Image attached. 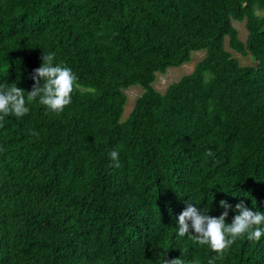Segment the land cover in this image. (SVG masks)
<instances>
[{
  "label": "trees",
  "instance_id": "trees-1",
  "mask_svg": "<svg viewBox=\"0 0 264 264\" xmlns=\"http://www.w3.org/2000/svg\"><path fill=\"white\" fill-rule=\"evenodd\" d=\"M48 52L78 88L59 114L36 101L0 122V264H207L177 235L185 201L218 217L226 200L227 223L241 200L264 212V0H0V85L30 91ZM216 264H264V236Z\"/></svg>",
  "mask_w": 264,
  "mask_h": 264
},
{
  "label": "clouds",
  "instance_id": "clouds-1",
  "mask_svg": "<svg viewBox=\"0 0 264 264\" xmlns=\"http://www.w3.org/2000/svg\"><path fill=\"white\" fill-rule=\"evenodd\" d=\"M41 59V66L31 73L35 83L30 91L14 83L0 85V122L9 115L17 118L27 115L30 110L27 105L36 101L57 114L63 112L72 102V93L78 88L77 75L66 64L56 63L53 52L44 53ZM209 111H212L211 105ZM0 126H3L2 123ZM32 134L38 135L36 132ZM205 155L211 156L212 152L208 150ZM109 156L113 166L119 168V151L114 149ZM185 203L187 207L177 219V235H188L193 244L209 246L217 255L210 258L207 264H216L217 260H222L230 247L241 237L259 241L264 236V212L251 210L243 200L235 205L237 214L231 223L226 222L228 209L232 207L226 200L219 202L225 211L218 217L209 215L208 209L205 211L194 206L191 200ZM162 264H184V261L180 257L164 258ZM191 264H200V261L194 259Z\"/></svg>",
  "mask_w": 264,
  "mask_h": 264
},
{
  "label": "rangeland",
  "instance_id": "rangeland-1",
  "mask_svg": "<svg viewBox=\"0 0 264 264\" xmlns=\"http://www.w3.org/2000/svg\"><path fill=\"white\" fill-rule=\"evenodd\" d=\"M235 27L239 31V36L242 40H245L247 37V30L244 24V21H233ZM226 47L233 52V55H235L242 64H254L255 60L250 55H241L237 53L236 51L232 50L228 44L226 43ZM204 56V51L199 50L192 53V58L190 61L183 63L179 66H172L168 68V70L165 73H157L156 79L153 83L154 87L163 92L165 91L166 87L173 81L178 80L181 76L190 73L196 62L200 60ZM125 92L127 94V102L125 104L124 114L123 117H125L131 110V108L134 105V101L136 97L142 92V87L140 85H133L125 89Z\"/></svg>",
  "mask_w": 264,
  "mask_h": 264
}]
</instances>
